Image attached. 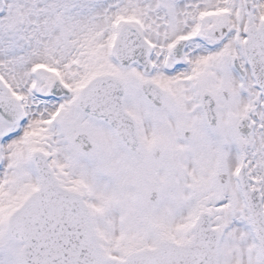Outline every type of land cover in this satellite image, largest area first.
<instances>
[{
	"label": "snow or ice",
	"instance_id": "6c2138e0",
	"mask_svg": "<svg viewBox=\"0 0 264 264\" xmlns=\"http://www.w3.org/2000/svg\"><path fill=\"white\" fill-rule=\"evenodd\" d=\"M0 264H264V0H0Z\"/></svg>",
	"mask_w": 264,
	"mask_h": 264
}]
</instances>
